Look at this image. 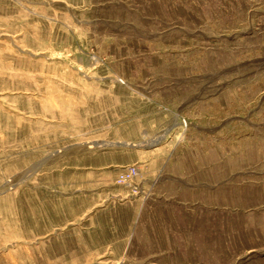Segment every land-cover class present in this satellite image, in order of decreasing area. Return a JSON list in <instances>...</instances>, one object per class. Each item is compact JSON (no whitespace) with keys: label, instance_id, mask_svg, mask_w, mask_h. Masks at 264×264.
<instances>
[{"label":"rangeland","instance_id":"obj_1","mask_svg":"<svg viewBox=\"0 0 264 264\" xmlns=\"http://www.w3.org/2000/svg\"><path fill=\"white\" fill-rule=\"evenodd\" d=\"M0 264H264V0H0Z\"/></svg>","mask_w":264,"mask_h":264},{"label":"crops","instance_id":"obj_2","mask_svg":"<svg viewBox=\"0 0 264 264\" xmlns=\"http://www.w3.org/2000/svg\"><path fill=\"white\" fill-rule=\"evenodd\" d=\"M161 176V173L157 172L155 175L152 174L150 175V177L146 178L145 180H143V184L142 187L145 189L147 197H145V199L142 198H134L132 199L133 203L136 204L137 206V211H136V215L132 221V229L130 230V232L128 233V235L126 236V245H125V250H129L130 248L133 247V241L136 239V232L138 231L139 228H141V225L146 224L147 228H146V235H147V239H148V252L147 254L149 255H168L170 252H168V250L170 249L171 245L170 244H166L163 243L161 246L155 243H152L151 241L155 240L157 237V239H164L167 238L168 240V231H174L175 233H179L182 229V221L179 220V218H172L170 216L167 215H158L157 216H152V217H143V214L146 212V210H154L155 212H161L162 209L159 208V210L157 209L158 206H161L160 204H166L168 202H170L171 199L166 198L164 194H159L157 189H158V177ZM132 201H130L129 203H131ZM175 202V200H174ZM114 203V202H113ZM171 203V202H170ZM180 200L175 202L176 207L178 206V208L180 207ZM120 205H116V204H110L107 206H102L104 208H109V209H116L118 207L123 206V203H118ZM159 204V205H158ZM157 209V210H156ZM160 221V222H159ZM155 224H162V231L161 232H157V228L154 226ZM149 225H153V227L149 226ZM155 236V237H154ZM166 250V251H165Z\"/></svg>","mask_w":264,"mask_h":264},{"label":"built area","instance_id":"obj_3","mask_svg":"<svg viewBox=\"0 0 264 264\" xmlns=\"http://www.w3.org/2000/svg\"><path fill=\"white\" fill-rule=\"evenodd\" d=\"M138 176V171L134 166H128L120 171L117 177V184L130 187L131 190L137 193V188L132 185L135 178Z\"/></svg>","mask_w":264,"mask_h":264},{"label":"water","instance_id":"obj_4","mask_svg":"<svg viewBox=\"0 0 264 264\" xmlns=\"http://www.w3.org/2000/svg\"><path fill=\"white\" fill-rule=\"evenodd\" d=\"M116 145H122V144H116Z\"/></svg>","mask_w":264,"mask_h":264}]
</instances>
